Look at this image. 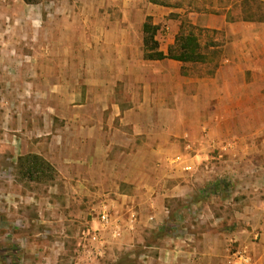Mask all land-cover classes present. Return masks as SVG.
I'll list each match as a JSON object with an SVG mask.
<instances>
[{
	"label": "crops",
	"instance_id": "crops-1",
	"mask_svg": "<svg viewBox=\"0 0 264 264\" xmlns=\"http://www.w3.org/2000/svg\"><path fill=\"white\" fill-rule=\"evenodd\" d=\"M237 1L82 0L93 9L68 15L77 24L72 38L105 46L89 43L95 57L71 78L84 96L67 110L51 107L63 125L52 116L42 132L34 121L46 135L34 151L57 171L52 193L73 203L84 264L88 229L104 246L92 264L118 261L135 247L154 252L145 264H264V192H233V176L222 168L234 162H214L209 153L250 148L247 136L264 135V18L240 16ZM111 3L122 6L112 20L100 10ZM34 4L39 15L41 3ZM148 19L159 25L165 54L186 21L218 33L220 57L203 70L169 56L146 58ZM105 211L108 224L99 218Z\"/></svg>",
	"mask_w": 264,
	"mask_h": 264
},
{
	"label": "rangeland",
	"instance_id": "rangeland-1",
	"mask_svg": "<svg viewBox=\"0 0 264 264\" xmlns=\"http://www.w3.org/2000/svg\"><path fill=\"white\" fill-rule=\"evenodd\" d=\"M74 1H78L77 6L70 4ZM39 2L42 13L38 15L35 4L0 0V264H84L80 256V229L72 223L73 203L66 194L52 193L50 187L56 180V169L51 165L52 169L45 173H33V178L25 170L32 161L27 156L33 154L50 162L34 151L37 141L46 138L38 134L48 127L52 116L54 126L63 125L66 120L57 117L58 109L51 107L67 110L84 96V88L73 86L71 78L95 57L92 52H86L89 43L93 47L105 45L102 40L71 37L77 24L69 22L68 15L74 9L84 15L93 9L90 5L86 6L82 0ZM121 9L122 6L113 3L100 7L111 20L122 13ZM235 9L246 18H264V1L238 0ZM190 32L199 34L204 60L189 62V67L201 66L199 70H203L206 65L212 66L220 57L216 46L221 43L213 40L218 33L196 29L184 21L181 33ZM211 43H215L214 48L210 47ZM172 46L178 53V44ZM143 47L145 55L146 46ZM98 50L96 57H100ZM36 120L41 131L33 126ZM238 137L241 136L235 139ZM248 137L253 142L250 148L239 145L233 153L220 147L209 151L214 162H234L231 168L223 166L222 172L229 171L233 176L229 181L231 190L238 195L245 191L264 192V145L261 144L264 135ZM25 139L30 141L29 151L25 149ZM178 230L172 234L179 233ZM146 250L129 248L117 255L118 261L104 259L101 264H145L146 255L154 253Z\"/></svg>",
	"mask_w": 264,
	"mask_h": 264
},
{
	"label": "trees",
	"instance_id": "trees-1",
	"mask_svg": "<svg viewBox=\"0 0 264 264\" xmlns=\"http://www.w3.org/2000/svg\"><path fill=\"white\" fill-rule=\"evenodd\" d=\"M26 3L34 4L38 3L39 0H24ZM251 18H255L254 16ZM159 26L152 24L150 22H145L144 31V45L146 46V58H164L166 56L173 57L183 61H202L204 60V54L200 51V43L198 37L193 32L181 33L180 36L176 38V43L178 44L179 51L175 52L174 46H170L168 54L159 49V41L156 39V33ZM32 161L29 162L25 173H28L29 177L33 178V173H45L46 170L52 169L50 162L43 160L39 155L33 154L31 156ZM25 158V160L27 159ZM21 159V158H20Z\"/></svg>",
	"mask_w": 264,
	"mask_h": 264
},
{
	"label": "built area",
	"instance_id": "built-area-1",
	"mask_svg": "<svg viewBox=\"0 0 264 264\" xmlns=\"http://www.w3.org/2000/svg\"><path fill=\"white\" fill-rule=\"evenodd\" d=\"M99 218L103 224H108L110 222V214L107 211L102 212ZM83 235L85 236L86 240L90 239L88 242L84 241L83 250L88 256L89 264H92V260H94V257L100 258L103 256V242L98 237V235L94 232H91L90 229L85 230L83 232ZM93 242H98V245L93 246Z\"/></svg>",
	"mask_w": 264,
	"mask_h": 264
}]
</instances>
